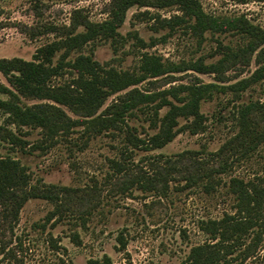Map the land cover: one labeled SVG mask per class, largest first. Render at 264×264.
Wrapping results in <instances>:
<instances>
[{
  "label": "rangeland",
  "instance_id": "rangeland-1",
  "mask_svg": "<svg viewBox=\"0 0 264 264\" xmlns=\"http://www.w3.org/2000/svg\"><path fill=\"white\" fill-rule=\"evenodd\" d=\"M111 1L0 0V57L31 59L38 47L64 37L73 22L106 19ZM200 2L208 13L244 14L264 27V0ZM174 14H181L176 5H134L127 10L119 43L114 46L109 40L96 39L83 51L93 52L103 63L136 70L143 51L159 53L173 61L200 56L216 61L222 56L219 43L221 47H237L246 40L232 33L207 32L204 37H197L183 27L170 31L158 28L156 18H151ZM134 32L149 45L140 47ZM262 64L264 59L258 61L254 52L230 60L222 73L189 70L138 84L139 88L152 91L181 83L217 84L213 97L201 105L207 119L206 130H183L160 148L134 146L123 131L89 137L82 132V126H77L70 136H60L51 146L41 148L35 146L43 138L40 127L20 130L9 124L28 139L26 152L1 142L0 153L19 157L27 166L32 184L70 189L55 200L30 198L22 207L15 232L22 237L23 246L15 247L20 258L15 264H180L194 245L213 240L202 227L203 221L222 219L226 213L239 215L234 195L229 192L231 179L239 177L264 184V105L256 106L250 113L246 128L241 122V109L246 104H264V77L243 90L232 86L250 77ZM68 77L70 73L54 82ZM0 80L8 83L2 72ZM126 90L111 95L106 105ZM23 101L33 104L46 100ZM167 109L165 106L160 111ZM147 110L148 107L138 108L127 120L143 138L157 131ZM5 118L2 115V121ZM185 122L181 118V123ZM196 163L213 168V189L205 188L206 181L190 183L188 177L194 173ZM74 233H78L79 241L73 238ZM240 249L228 254V264H264V238L245 258ZM6 255L0 251V264H14Z\"/></svg>",
  "mask_w": 264,
  "mask_h": 264
},
{
  "label": "trees",
  "instance_id": "trees-1",
  "mask_svg": "<svg viewBox=\"0 0 264 264\" xmlns=\"http://www.w3.org/2000/svg\"><path fill=\"white\" fill-rule=\"evenodd\" d=\"M155 2L112 0L106 19L94 22L84 18L73 22L64 37L44 43L37 48L31 59L20 56L0 57V72L8 82L0 80V143L7 142L26 152L28 139L21 137L9 124L20 130L24 127H40L43 138L35 146L41 148L51 146L60 136H70L76 132L77 126H82V132L89 137L105 132L123 131L129 142L146 150L165 146L183 130L192 133L206 130L207 119L201 105L203 100L213 97L216 83H181L154 91L141 89L137 85L151 78L189 70L222 73L230 60L245 58L254 52H257V60L262 61L264 27L253 23L244 14L208 13L203 9L200 0ZM134 5H176L181 10V14L171 17L160 18L152 15L151 18H156L159 23L158 28H169L173 31L183 27L197 37H204L207 32L240 34L246 40L237 47L229 44L221 47L219 43L218 50L221 49L222 56L216 61H206L203 56L173 61L159 53L143 51L136 70L103 63L93 52L83 51L88 43L96 39L109 40L114 46L119 43L123 37L120 28L127 10ZM80 26H83L82 30H78ZM134 37L140 47L149 45L137 32H134ZM67 73H70V77L54 82L56 78ZM263 77L264 64L250 77L240 79L232 86L243 90ZM131 86L134 87L130 88ZM123 90L126 92L118 94L115 100L106 105L111 95ZM23 98H40L46 101L28 104ZM258 105L264 104L250 101L241 109L243 127L246 128L248 116ZM165 106L168 109L161 113L160 110ZM141 107L149 108L147 112L151 114L153 128H157L156 132L144 138L137 135L127 121L131 113ZM2 115L6 116L4 121ZM181 118L186 119V122L181 123ZM124 124L127 126L125 129ZM249 132L248 128L247 134ZM115 163L119 165L118 161ZM193 169L194 173L188 177L190 183L206 181L207 190L214 188L212 167L199 166L196 163ZM69 190L67 186L55 184H44L42 187L32 184L27 166L19 157L10 152L0 153V251H5L10 261L15 264L20 260L15 247H22L23 240L15 231L25 203L34 197L55 200L59 194ZM229 192L234 195L235 210L241 216L226 213L222 219L203 221L202 227L211 233L213 240L194 245L180 264H228V254H234L241 248L240 254L245 258L262 242L264 184L233 177ZM248 237L251 239L247 242ZM73 238L79 241L78 233H74Z\"/></svg>",
  "mask_w": 264,
  "mask_h": 264
}]
</instances>
